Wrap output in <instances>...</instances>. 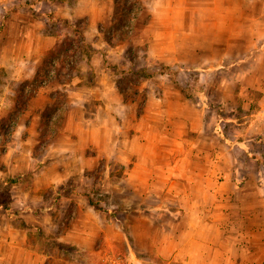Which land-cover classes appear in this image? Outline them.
<instances>
[{"label":"crops","instance_id":"obj_1","mask_svg":"<svg viewBox=\"0 0 264 264\" xmlns=\"http://www.w3.org/2000/svg\"><path fill=\"white\" fill-rule=\"evenodd\" d=\"M5 40L3 28L0 87L15 94L20 81L41 77L43 69L31 43L23 51L18 40L13 47ZM47 40L51 45L47 48L57 43L56 37ZM107 51L106 56L112 50ZM260 53L264 54V47ZM102 55L101 51L94 53L93 67L88 64L92 81L86 80L82 67V75L53 79L26 102L17 130L28 134H37L44 127L39 124L56 106L59 92L66 93L69 102L47 148L48 163L38 169L35 162L28 169L34 172L29 193L56 190L60 206L50 204L45 211L30 205L26 212L0 210V264H45L55 257L31 247L27 233L31 227L21 224L25 213L33 215L30 221L39 222L47 231L59 232L57 240L66 241L70 229L99 231L100 227H76L84 225L78 217L67 221L70 208L77 216H88L87 222L91 216L97 217L95 207L104 201H92L93 189L113 196L125 192L122 199L131 206L119 211L124 218L117 215L108 221L125 222L132 232L144 228L141 239L149 240L157 231L171 232L160 246L187 249L189 264H264V156L252 152L242 138L264 139V89L257 111L252 113H248L252 98L223 99L226 112L241 106L250 116L240 126L226 118L218 120L198 104L181 98L165 82L159 84L157 98L126 96L120 85L104 78L111 68L102 65ZM116 91L117 95L109 98L108 93ZM88 99L98 100L99 105L88 109ZM223 121L230 122L228 129ZM60 141L64 143L58 145ZM43 214L51 218L42 219ZM163 216L170 217L169 228L157 224Z\"/></svg>","mask_w":264,"mask_h":264},{"label":"rangeland","instance_id":"obj_2","mask_svg":"<svg viewBox=\"0 0 264 264\" xmlns=\"http://www.w3.org/2000/svg\"><path fill=\"white\" fill-rule=\"evenodd\" d=\"M3 28L7 46H15L18 40L24 51L31 43L43 70L41 77L20 81L15 94L0 87V210L26 212L30 205L36 211H45L50 204H59L56 190L29 193L28 189L34 187V181H30L34 172L28 169L35 162L37 168L48 163L47 148L69 108L66 93L59 92L56 106L50 109L52 112L48 110L39 124V128L44 127L37 134L18 131L19 117L30 96L53 79L82 75L80 70L85 67L83 75L92 81L88 64L92 66L91 57L98 51L103 53L102 65L111 68L104 76L108 83L113 80L123 94L139 100L157 98L159 84L165 82L181 98L198 104L218 120L226 118L241 126L250 116L237 108L226 112L223 99L252 98L253 110L248 111L252 113L263 95L264 54L260 50L264 47V0H0ZM49 36L57 38L52 48H47L51 46ZM106 49L112 50L108 56ZM116 93L109 92V98ZM97 105L98 100L88 99L86 107ZM230 122L223 121L222 125L227 128ZM242 138L263 158L264 139ZM124 194L90 191L94 203L104 201L95 207L97 217L91 216L88 223V216H77L70 208L67 221L78 217L84 225L76 227L101 229H70L66 241L57 240L59 232L47 231L39 222L30 221V213L22 215L21 224L31 227L27 231L31 247L54 253L55 257L45 264H189L187 249L160 246L171 232L157 231L154 237H147L149 240L141 239L144 228L132 232L125 222L120 225L108 221L117 215L124 218L119 211L131 206L122 199ZM111 223L112 228H108ZM157 224L169 228L170 217L163 216Z\"/></svg>","mask_w":264,"mask_h":264},{"label":"trees","instance_id":"obj_3","mask_svg":"<svg viewBox=\"0 0 264 264\" xmlns=\"http://www.w3.org/2000/svg\"><path fill=\"white\" fill-rule=\"evenodd\" d=\"M237 109L242 110V109H241V106H238ZM251 109L253 110V105L251 106ZM248 113H249V112H248Z\"/></svg>","mask_w":264,"mask_h":264},{"label":"built area","instance_id":"obj_4","mask_svg":"<svg viewBox=\"0 0 264 264\" xmlns=\"http://www.w3.org/2000/svg\"><path fill=\"white\" fill-rule=\"evenodd\" d=\"M42 83L45 84L46 83V80H44Z\"/></svg>","mask_w":264,"mask_h":264}]
</instances>
